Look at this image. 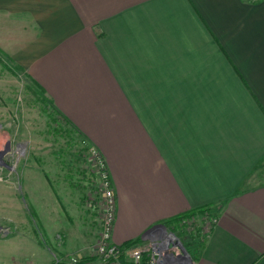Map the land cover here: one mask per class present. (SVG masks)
<instances>
[{"label": "crops", "instance_id": "obj_1", "mask_svg": "<svg viewBox=\"0 0 264 264\" xmlns=\"http://www.w3.org/2000/svg\"><path fill=\"white\" fill-rule=\"evenodd\" d=\"M0 49L103 157L116 245L210 205L191 264H264V0H0Z\"/></svg>", "mask_w": 264, "mask_h": 264}, {"label": "rangeland", "instance_id": "obj_2", "mask_svg": "<svg viewBox=\"0 0 264 264\" xmlns=\"http://www.w3.org/2000/svg\"><path fill=\"white\" fill-rule=\"evenodd\" d=\"M51 102L0 49V196L15 200L14 207L1 204L0 264H66L74 257L99 263L105 200L92 156L97 150ZM209 216L167 228L191 259ZM120 260L131 264L126 254Z\"/></svg>", "mask_w": 264, "mask_h": 264}, {"label": "built area", "instance_id": "obj_3", "mask_svg": "<svg viewBox=\"0 0 264 264\" xmlns=\"http://www.w3.org/2000/svg\"><path fill=\"white\" fill-rule=\"evenodd\" d=\"M94 164L98 170L100 188L105 200V211L102 221V230L97 247L98 264H122V255H128L131 264H176L181 253L180 242L167 229L157 230L141 242L122 250L112 240V225L114 220L115 196L113 186L105 164L97 151L92 152ZM212 221V222H211ZM214 219L208 221L207 230ZM66 264H81L77 258H71Z\"/></svg>", "mask_w": 264, "mask_h": 264}, {"label": "trees", "instance_id": "obj_4", "mask_svg": "<svg viewBox=\"0 0 264 264\" xmlns=\"http://www.w3.org/2000/svg\"><path fill=\"white\" fill-rule=\"evenodd\" d=\"M16 66L17 67H19V68H21L19 65H17L16 64ZM36 84V83H35ZM37 85V84H36ZM38 86V85H37ZM39 87V86H38ZM40 88V90H42V88L41 87H39ZM43 91V93H44V90H42ZM49 101H51L50 99H49ZM52 103V102H51ZM54 109H55V111H56V113H57V115L59 116V117H61L64 121H66L67 123H70L67 119H66V117L65 116H63L56 108H55V106H54ZM71 124V123H70ZM77 130V129H76ZM88 148V146H86L85 147V149H87ZM212 210H211V206L210 205H208V206H205V207H201V208H196V209H193V210H190V211H188L187 213H185V214H182V215H179V216H176V217H174V218H172V219H170V220H167V221H164L163 223L165 224V226H166V228H168V229H172V227L174 226V225H176V224H179V223H182V222H184L185 220H188L189 218H191V217H193V216H195V215H200V216H202V217H208L209 215L211 216V217H215L216 215H217V213H218V210H216V211H213V212H211ZM209 216V217H210ZM139 242H141V238H135V239H132V240H128V241H126V242H124V243H122L121 245H119V247L122 249V250H124V249H127V248H129L130 246H132V245H134V244H136V243H139ZM202 244H203V240H202V242H201V245H200V248L202 247ZM199 248V249H200Z\"/></svg>", "mask_w": 264, "mask_h": 264}, {"label": "water", "instance_id": "obj_5", "mask_svg": "<svg viewBox=\"0 0 264 264\" xmlns=\"http://www.w3.org/2000/svg\"><path fill=\"white\" fill-rule=\"evenodd\" d=\"M5 152L4 151H0V156ZM157 230H166V226L163 223H159V224H155L153 226H151L150 228H148L144 234L142 235L141 238H147L149 237L153 232L157 231ZM180 248H181V253L179 255V259L177 260L176 264H191L193 262V260L189 257L187 251L184 249V247L180 244Z\"/></svg>", "mask_w": 264, "mask_h": 264}]
</instances>
